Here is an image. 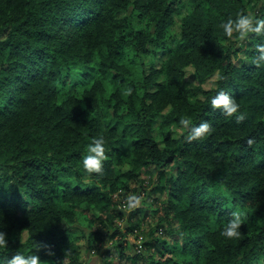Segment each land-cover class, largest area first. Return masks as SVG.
Segmentation results:
<instances>
[{
	"label": "trees",
	"instance_id": "obj_1",
	"mask_svg": "<svg viewBox=\"0 0 264 264\" xmlns=\"http://www.w3.org/2000/svg\"><path fill=\"white\" fill-rule=\"evenodd\" d=\"M189 2L175 46L171 28L184 0H0L5 264L17 252L37 253L43 264H82L83 246L70 226L106 224L97 211L114 207L120 191L142 187L144 169L157 172L151 191L167 193L156 227L167 239L153 232L132 253L122 240L114 246L120 261L101 264H257L264 256V66L252 63L256 41L237 44L221 28L222 20L247 13L250 4L264 18V0ZM125 49L143 64L139 81L121 63ZM158 52L167 58L147 70L144 56ZM75 66V87L83 97L62 98ZM189 66L199 82L194 87L185 84ZM96 72L103 78H93ZM109 74L118 85L107 96L103 79ZM214 75L213 87L205 88ZM220 88L236 97L247 114L244 121L211 107ZM181 115H191L194 123L206 119L214 131L189 142ZM100 135L106 139L105 171L88 176L82 158ZM234 207L245 208L249 219L241 236L229 240L220 232ZM142 212L134 209L131 220ZM138 227L130 224L128 230ZM101 233L89 229L88 245Z\"/></svg>",
	"mask_w": 264,
	"mask_h": 264
},
{
	"label": "rangeland",
	"instance_id": "obj_2",
	"mask_svg": "<svg viewBox=\"0 0 264 264\" xmlns=\"http://www.w3.org/2000/svg\"><path fill=\"white\" fill-rule=\"evenodd\" d=\"M184 8L182 12L178 14L176 17V22L172 26L171 30L174 36V41L171 42L172 45H177L178 40L181 36L182 30V19L187 15V10L192 9L189 0H184ZM252 4H250L249 9H252ZM167 52H158L155 57H150L148 55L144 56V61L146 63V69L149 70L150 67H161L163 61L167 58ZM143 61V62H144ZM121 63L124 64L131 72V78L134 80H141L143 77V64H140L138 58L135 57L134 53L125 49L122 52ZM94 67H97V62L94 63ZM80 67H73L72 69V81L73 83L67 85L66 87H62L61 97L65 98L69 95H75L77 97H83V90L80 86L75 87L77 80H80L77 76L80 72ZM86 71V70H82ZM93 78H103L98 72L94 75ZM103 79L107 96L111 94L117 88V81L114 79L113 74H109ZM164 78V76H162ZM217 80V76L214 75L210 77L203 86L205 88L213 87L215 81ZM185 84L187 87H194L199 85L198 79L195 75V69L193 66H189L185 69ZM198 95V94H197ZM196 95V96H197ZM157 128V127H156ZM157 138L159 139L158 130L156 131ZM142 177L144 180V184L142 187L139 185H132L131 191L124 193L119 192L115 195L114 199L116 204L114 207H110L109 209L97 211V216L101 215L103 218H106L105 223H99V221L95 220L93 224V228L90 227L87 222L83 221L70 226V231L73 236H78L79 242L82 244V264H101L103 260L113 259L115 262H119L120 259L114 252V246L117 242L122 240L125 241L127 245L128 253H132L134 251L135 246L140 247L144 241L149 240L151 238V234L155 232V235L160 238L163 237V234L160 230L156 231V227L160 224L161 218L164 217L165 207L167 206L168 198L167 193H159L152 192V188L154 184L157 182V172H150L148 169H144L142 173ZM146 189V190H145ZM131 194H136L139 196L140 204L136 208H143L145 212L140 213L138 218H133L131 220L132 210H128L127 208V196ZM117 211H122L124 213V217L118 215ZM111 222H113L111 224ZM111 224V230H108V225ZM138 224V228L135 232H131L128 230L129 226ZM68 226V225H65ZM89 229L92 230H100L102 233L100 234V240L94 244L93 246L88 245L86 232H89ZM110 234H108L109 232ZM118 230V234L115 238H111V234L115 233ZM27 234L25 233L23 238L26 239ZM167 239V238H166Z\"/></svg>",
	"mask_w": 264,
	"mask_h": 264
},
{
	"label": "clouds",
	"instance_id": "obj_3",
	"mask_svg": "<svg viewBox=\"0 0 264 264\" xmlns=\"http://www.w3.org/2000/svg\"><path fill=\"white\" fill-rule=\"evenodd\" d=\"M221 28L227 38L235 36L236 43L240 44L246 41H256L255 50L256 56L252 63L257 67L264 66V18L255 15L251 10L247 13H239L235 17L229 16L227 19L221 21ZM132 88L127 89L128 93L132 92ZM211 107L219 109L220 112L228 118L234 117L237 123L246 119V112L241 111V104L238 103L236 97L229 92L220 88L219 91L211 98ZM179 125L181 131H186L185 139L187 141L202 140L214 131L213 125L208 120H202L199 123H194L191 115H181L179 118ZM249 144L253 140L249 138ZM106 153V139L103 135L93 137L86 145V150L82 158V166L88 176L97 174L103 176L104 162L107 159ZM225 197L230 198L229 192L224 190ZM127 208L132 210L140 204V197L136 194L127 196ZM249 219L248 211L243 207H234L230 210V218L223 225L220 234L229 239H237L241 236V225L247 223ZM7 233L0 230V251L8 248ZM50 255H54L51 250ZM0 264H5L0 260ZM6 264H43L40 256L35 254L25 255L17 252L7 259ZM257 264H264V256L257 257Z\"/></svg>",
	"mask_w": 264,
	"mask_h": 264
}]
</instances>
